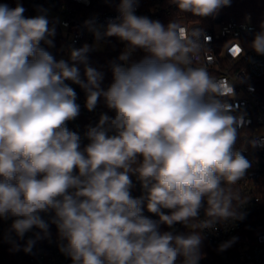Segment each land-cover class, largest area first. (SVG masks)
<instances>
[{
	"label": "clouds",
	"instance_id": "obj_1",
	"mask_svg": "<svg viewBox=\"0 0 264 264\" xmlns=\"http://www.w3.org/2000/svg\"><path fill=\"white\" fill-rule=\"evenodd\" d=\"M170 2L181 14L201 18L231 4ZM136 4L120 0V22H109L104 32L126 42L107 90L100 87L102 74L88 65L87 44L70 50L71 64L57 61L41 47L53 46L55 27L47 16L25 18L19 3L0 4V218H14L10 231L22 239L33 228L47 236L49 222L41 213H53L50 222L66 242L60 251L72 264H199L204 230L246 215L235 186L251 164L234 150L246 121L225 99L234 96L233 84L196 62L203 29L137 16ZM86 24L100 39L93 22ZM209 39L204 36L205 43ZM248 47L264 55V24ZM137 49L147 55L130 62ZM66 81L85 90L89 111L103 97L115 112L88 127L90 143L83 149L66 126L80 113ZM130 174L145 195L131 196ZM145 207L159 219L146 217ZM177 223L190 231H160V224ZM237 239L222 242L218 251ZM34 243L29 239L24 251Z\"/></svg>",
	"mask_w": 264,
	"mask_h": 264
},
{
	"label": "built area",
	"instance_id": "obj_2",
	"mask_svg": "<svg viewBox=\"0 0 264 264\" xmlns=\"http://www.w3.org/2000/svg\"><path fill=\"white\" fill-rule=\"evenodd\" d=\"M82 6H88L91 0H72ZM54 0H0V4H6L9 8H15L19 3L26 8L27 16L33 18L45 14L50 22L53 21L55 36L62 37L60 44L64 48L59 52L57 45L54 48L61 58V53H70V47L79 49L87 44L91 48L93 41L107 44L110 37L104 32L109 22H120L119 3L109 10L76 14L67 9L63 3L54 6ZM137 16H146L151 20H158L167 26L170 21L181 20L185 25L203 29L204 35L200 42L204 48L196 58L198 64H205L208 70L227 84H233L234 96L225 98L234 109L233 114L242 115L246 123L238 128V139L234 150H238L249 160L251 167L243 178L235 186L243 203L240 211L244 212L242 221H228L218 225L216 230H204L205 239L210 250L202 252L204 258L199 264H264V55H257L248 45L254 35L261 30V24H256L251 15L237 19L233 15H227L224 7L214 17H194L190 13L181 14L177 6L170 0H137L135 7ZM60 16V19H58ZM92 21L96 30L101 33L100 39L96 38L93 31L86 24ZM51 26V25H50ZM64 29V33H63ZM204 36L209 37L207 43ZM116 41L117 59L126 48V42L112 36ZM242 46L244 55H242ZM94 49V48H91ZM239 49L238 52L233 51ZM64 60V59H63ZM119 61V59H118ZM71 64L70 61H66ZM119 63H123L119 61ZM237 80L239 82H237ZM76 93V103L80 106L79 115L72 121H68L67 128L80 136V145L83 149L89 139L85 133L89 126H95L101 114L114 117L115 112L107 113L97 103L94 110L89 111L86 104V92L77 84L66 81ZM255 140L257 146L250 143ZM133 187L130 189L134 198L145 195L141 183L135 175L130 174ZM206 207V204H205ZM165 214L170 210L162 209ZM143 214L152 220L159 217L143 209ZM53 213H41L43 219L49 222L48 235L45 236L39 229L33 228L25 233L24 237H16L10 231L14 218H0V264H72L70 257L60 251L61 241L58 229L50 222ZM205 209L201 208L200 218L203 219ZM160 231H173L187 233L190 229L183 224L177 223L172 228L160 224ZM37 234L40 238L37 239ZM237 237V241L227 250L220 252L218 246ZM35 241L30 252H25L27 241Z\"/></svg>",
	"mask_w": 264,
	"mask_h": 264
},
{
	"label": "trees",
	"instance_id": "obj_3",
	"mask_svg": "<svg viewBox=\"0 0 264 264\" xmlns=\"http://www.w3.org/2000/svg\"><path fill=\"white\" fill-rule=\"evenodd\" d=\"M119 0H91L90 4L88 6H82L72 0H54L53 4L54 6L60 5L61 3L64 4V6L67 9H70L74 11L76 14L78 13H84L87 15H90L92 12H101L104 10H109L113 8ZM23 7V6H22ZM25 12L23 13L25 18H31L27 16L26 8ZM224 10L227 15H233L237 19H242L246 15H251L253 21L256 24H261L264 19V0H231L230 6H224ZM195 17V16H194ZM199 18V17H198ZM53 21L50 22V25L53 26ZM62 37L59 36H53L51 37L53 41V46L49 47L47 44H44L41 42V47L45 48L47 51H49L57 61L61 60L59 57V54L57 50L54 48L55 45L60 44V40ZM89 52L87 53L88 57V65L96 69L98 72L102 74V81L100 83V87L104 90H107V88L111 85L113 82V75H112V64L113 63H119L117 59V48H116V41L113 37H110L107 44L105 45L103 50H95L89 48ZM147 55L146 52H144L142 49H137L135 52H133L131 56L130 62H138L142 58H144ZM70 61V59L65 60ZM72 63V62H71ZM81 73V78L85 79L84 77V65H78ZM77 86L82 89L78 84ZM84 90V89H83ZM98 104L100 107L106 111L107 113L114 112L113 110H110L107 108L103 97H100L98 100ZM182 233V232H178ZM177 233V234H178ZM210 245L206 242H202L201 251L204 252L207 249H210Z\"/></svg>",
	"mask_w": 264,
	"mask_h": 264
},
{
	"label": "rangeland",
	"instance_id": "obj_4",
	"mask_svg": "<svg viewBox=\"0 0 264 264\" xmlns=\"http://www.w3.org/2000/svg\"><path fill=\"white\" fill-rule=\"evenodd\" d=\"M58 19H60V16H58ZM63 33H64V29H63ZM85 45V44H84ZM84 45H82V47L84 46ZM91 48H94L95 50H103L104 49V47H105V44L103 43V42H98V41H93L92 43H91V46H90ZM64 48V46L63 45H61V46H58L57 47V50L59 51V52H61V50ZM71 49H73V47H70V50ZM61 58L62 59H64V60H68V59H70V53H61ZM210 249H207L206 251H209Z\"/></svg>",
	"mask_w": 264,
	"mask_h": 264
},
{
	"label": "snow or ice",
	"instance_id": "obj_5",
	"mask_svg": "<svg viewBox=\"0 0 264 264\" xmlns=\"http://www.w3.org/2000/svg\"><path fill=\"white\" fill-rule=\"evenodd\" d=\"M233 51H235V52H238V51H239V49H234Z\"/></svg>",
	"mask_w": 264,
	"mask_h": 264
}]
</instances>
